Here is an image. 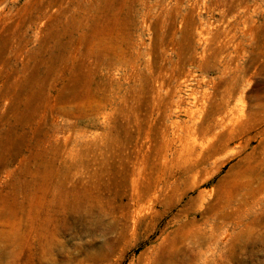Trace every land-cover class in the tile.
Here are the masks:
<instances>
[{
    "label": "rangeland",
    "instance_id": "374dc122",
    "mask_svg": "<svg viewBox=\"0 0 264 264\" xmlns=\"http://www.w3.org/2000/svg\"><path fill=\"white\" fill-rule=\"evenodd\" d=\"M263 152L264 0H0V264H264Z\"/></svg>",
    "mask_w": 264,
    "mask_h": 264
},
{
    "label": "bare ground",
    "instance_id": "6f19581e",
    "mask_svg": "<svg viewBox=\"0 0 264 264\" xmlns=\"http://www.w3.org/2000/svg\"><path fill=\"white\" fill-rule=\"evenodd\" d=\"M219 6V5H218ZM79 8V7H78ZM223 18V17H222ZM221 20V19H220ZM82 24H84L82 22ZM79 25V24H78ZM82 26V25H80ZM86 27V26H85ZM222 29V28H221ZM217 36V35H216ZM233 40V39H232ZM230 40V41H232ZM219 42V41H218ZM233 42V41H232ZM229 43V41H228ZM73 44V43H72ZM211 46V45H210ZM56 48V47H55ZM54 48V50H55ZM57 50V48H56ZM95 50V49H94ZM71 52V51H70ZM69 52V53H70ZM90 52V51H89ZM96 53V52H95ZM80 56V55H79ZM74 57V56H73ZM90 57V56H89ZM88 57V58H89ZM97 57V56H96ZM64 58V57H63ZM71 61V60H70ZM95 61V60H94ZM227 66V65H226ZM83 67V66H81ZM85 67V66H84ZM60 71V70H59ZM27 93V92H26ZM208 99V98H207ZM217 104V103H216ZM94 106V105H92ZM227 109V108H226ZM225 110V109H224ZM228 111V110H227ZM234 111V110H233ZM240 111V110H239ZM90 112V111H89ZM230 112V110H229ZM237 112V111H235ZM220 113V112H219ZM233 115V114H230ZM236 116V113L234 114ZM233 115V116H234ZM234 116V117H235ZM20 117V116H19ZM222 118V117H221ZM237 118V117H236ZM226 120V119H225ZM239 120V119H238ZM237 121V120H236ZM228 122V121H227ZM235 122V120H234ZM226 123V122H225ZM236 123V122H235ZM231 124V123H230ZM220 125V124H219ZM223 125V124H222ZM72 127V126H71ZM70 127V128H71ZM79 127V126H78ZM239 127H241V124L239 125ZM69 128V129H70ZM223 129V128H222ZM237 130V129H236ZM201 131V130H200ZM81 132V131H80ZM229 135V134H227ZM226 136V135H225ZM231 136V135H230ZM240 136V135H239ZM221 137V136H220ZM229 138V136H228ZM260 138V137H259ZM230 139V138H229ZM233 139V138H232ZM231 139V140H232ZM225 140V139H224ZM230 141V140H229ZM244 141V139H243ZM226 144V143H224ZM245 144V143H243ZM240 146V145H239ZM255 150V149H254ZM254 153V151H253ZM264 153V152H263ZM82 162V161H81ZM68 172V171H67ZM236 175V174H235ZM242 184V183H241ZM150 190V189H149ZM141 194V193H140ZM139 197V196H137ZM141 197V196H140ZM138 199V198H137ZM216 202V201H215ZM149 203V202H148ZM218 205V204H217ZM215 206V205H214ZM208 212V211H207ZM6 217V218H11L14 216L9 215V217L7 215H0V217ZM51 215H47V219H45V223L43 225V227L40 230H36L34 227L31 228L30 233H33V240L35 241V245L31 243V245L28 243L26 244L25 248H14V250L11 253V260L10 263L11 264H72L73 262L76 261V263L78 264H85L83 261H87V262H94L96 264L100 263L101 261H105L108 259V257L112 254L113 249L115 248V243H117L118 238L113 239L109 244V248L105 251V253H102L100 251L96 252L95 255L90 254L88 251H84L82 250V254H83V259L82 260H78L77 259V255L74 254H64V258L60 259L59 256L61 255V252L58 251L56 252V254L53 253V250L56 248L54 245V240L56 239L55 237H57L58 235H60V232L62 231V229H64L67 225V220H68V216L66 215H60L59 219H55L54 223L52 224V220L48 219V217ZM219 216V215H218ZM205 217V216H204ZM227 218V217H226ZM225 218V219H226ZM228 220V219H227ZM262 220V219H261ZM255 222V221H254ZM258 222V221H257ZM214 223V222H213ZM52 224V230L51 232L46 233V231L48 229H50ZM207 224V223H206ZM202 226V225H201ZM202 228V227H201ZM43 229L45 230V233L42 234ZM202 231V230H201ZM223 231V230H222ZM244 231V230H243ZM38 232V233H37ZM194 232V231H192ZM35 233V234H34ZM37 233V234H36ZM244 233V232H243ZM242 233V235H243ZM245 234V233H244ZM204 235V234H203ZM241 235V236H242ZM259 235V234H258ZM183 236V235H182ZM240 236V235H239ZM248 236V235H247ZM257 236V235H256ZM1 239L5 240L7 245H12L15 240L16 237H10V235H0ZM223 237V236H222ZM255 237V236H254ZM205 238V237H204ZM243 238L244 235H243ZM228 239V238H227ZM234 239V238H233ZM237 239V238H236ZM192 240V239H191ZM238 241V240H237ZM195 242V241H194ZM193 243V242H192ZM200 243V242H199ZM217 243V242H216ZM215 243V244H216ZM236 243V242H235ZM239 243V242H238ZM245 243V241H244ZM197 244V243H196ZM16 245V244H15ZM237 245V244H236ZM235 245V247H236ZM198 246V245H196ZM201 247V245H199ZM210 246V245H209ZM248 246V245H247ZM16 247V246H15ZM175 247V246H174ZM8 248V247H7ZM234 247H232L231 250H233ZM56 251V250H55ZM209 251V250H208ZM189 252V251H188ZM168 253V252H167ZM192 253V252H191ZM233 253V252H232ZM8 256V254H6ZM206 255V254H205ZM57 257L60 260H57ZM63 257V256H62ZM167 258V256L165 257ZM202 262V261H201ZM222 263V262H221Z\"/></svg>",
    "mask_w": 264,
    "mask_h": 264
}]
</instances>
